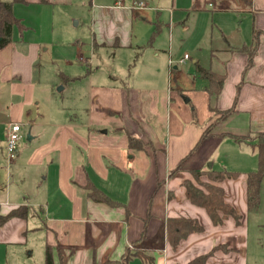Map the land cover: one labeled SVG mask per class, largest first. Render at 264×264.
I'll list each match as a JSON object with an SVG mask.
<instances>
[{
  "label": "crops",
  "instance_id": "1",
  "mask_svg": "<svg viewBox=\"0 0 264 264\" xmlns=\"http://www.w3.org/2000/svg\"><path fill=\"white\" fill-rule=\"evenodd\" d=\"M139 1L144 0H122L118 6L116 0H25L14 5V13L17 16L21 5L42 11L48 6L89 4L94 49H125L132 48L137 18L131 5ZM252 12L251 39L216 49L209 65L194 60L195 75L190 74L177 93L166 83L170 59L158 47L140 60L128 84L118 81L119 71L111 72L105 84L90 74L85 95L89 104L81 121L61 108L49 118L39 109L38 116H32L30 107L39 104L32 81L41 45L25 41L20 32L15 38V27L12 42L0 49V215L20 207L27 208V215L0 226V264H46L47 247L53 264L119 262L134 245L154 261L136 256L132 264H187L217 245L228 250L216 251L206 264H229L233 250H245L248 232L243 219L239 225L232 217L214 225L207 210L188 199L184 182L194 181V171L238 172L237 178L219 185L238 213L248 210L246 178L258 167V153L247 142L221 135L253 137L264 131V10ZM17 17L26 21L25 15ZM200 67L223 77L217 94L210 95V82L200 75ZM179 94H189L187 104ZM228 110L232 113L220 120ZM26 119L31 132L35 127L37 131L30 133L31 144L21 145L18 158L9 165V124L23 125ZM211 125V135L203 139ZM130 137L151 146L131 147ZM91 188L111 202L95 200L89 195ZM177 217L198 219L204 231L173 247L167 223ZM34 245L39 253L32 261ZM244 255L234 264H242Z\"/></svg>",
  "mask_w": 264,
  "mask_h": 264
},
{
  "label": "rangeland",
  "instance_id": "2",
  "mask_svg": "<svg viewBox=\"0 0 264 264\" xmlns=\"http://www.w3.org/2000/svg\"><path fill=\"white\" fill-rule=\"evenodd\" d=\"M180 1L181 5L176 4L175 0H144L147 7L134 9L135 1L131 5L137 17L132 48L98 47L96 50L92 40V13L89 4L48 6L42 11L19 6L17 16H26L24 40L41 45L32 81L39 93V101L35 102L39 104L34 103L30 107L32 116L35 118L42 110L49 118L55 110L61 108L71 112L74 120L81 121L89 104L88 97L85 96L90 88L89 75L95 73L96 82L105 84L111 72L119 71L117 73L122 77L118 81L128 84L131 82L129 77L140 67V60H146L155 47L161 49V53H166L169 61H173L166 83L177 93L179 85L186 84L190 74L195 75L192 69L194 60L199 59L209 65L216 49L227 48L237 40L241 43L243 40H250L254 25L252 11L264 10V0ZM247 8L250 11L247 12ZM170 9L175 12L172 16ZM19 32L16 26L15 38H19ZM19 43H25V47L29 45L23 41ZM152 44L154 47H150ZM138 46L146 47L141 49ZM140 51L137 59L136 54ZM185 55L190 58L181 63ZM143 56L146 58L143 59ZM175 66L178 67L177 70L174 69ZM178 96L175 95L184 105L190 99L189 94ZM26 122L22 125L23 140L20 146L31 144L27 139L28 134L37 131L35 127L31 132L28 119ZM194 182L196 185L213 183L208 175L201 176L199 181L194 178ZM239 213L243 219L241 225L246 226L248 232L247 246L245 250H233L229 254V264H234L242 254H245L242 264H264V179L259 208L252 212L246 208L244 213ZM33 250L30 259L35 261L39 253L38 246L34 245ZM212 263L220 264L219 261Z\"/></svg>",
  "mask_w": 264,
  "mask_h": 264
},
{
  "label": "trees",
  "instance_id": "3",
  "mask_svg": "<svg viewBox=\"0 0 264 264\" xmlns=\"http://www.w3.org/2000/svg\"><path fill=\"white\" fill-rule=\"evenodd\" d=\"M24 1L25 0H11L10 2H7L5 0H0V49L12 42L13 32L16 26L19 28L20 34H23L26 30L27 27L22 19L18 18L14 13V5L16 3H23ZM199 73L203 78L209 80L210 87L208 88V91L210 95L217 94L223 82V77L212 72L210 69H205L203 67L199 68ZM231 113L232 110H228L224 112L219 119L223 120ZM211 131L212 125L204 131L202 138L209 137ZM221 136H230L239 142H247L251 144L258 153V168L248 172L246 178L248 211H255L260 206L261 185L264 179V131L257 132L253 137L251 135L240 136L232 133H225ZM129 143L131 147L139 149H145L147 145L151 146L150 143L146 145L142 139L135 137H130ZM192 174L197 181H199L201 176L208 175L213 183H199L200 185H196L193 180L187 179L184 182V186L186 187L188 199L192 203L204 207L210 215L214 225H220L224 220L230 217L234 218L235 221L240 224L242 215L238 213L233 205L225 201L224 188L219 185L220 182L227 178H237L239 173L226 170L215 171L211 169L206 171H194ZM202 186H204V188ZM89 195L98 201L111 202L106 195L96 188H91L89 190ZM26 215V207L12 210L7 215H0V226L12 217H25ZM202 231H204V226L195 218H170L167 223L168 240L173 247H177L178 244L190 234ZM220 249L228 250L226 245H217L209 252L195 257L187 264H206L208 259ZM136 256L143 257L148 263L154 261V258L146 255L139 245H134L132 248L128 249L122 261H106L104 264H132V260ZM46 264H53L52 253L49 247H47L46 250Z\"/></svg>",
  "mask_w": 264,
  "mask_h": 264
},
{
  "label": "built area",
  "instance_id": "4",
  "mask_svg": "<svg viewBox=\"0 0 264 264\" xmlns=\"http://www.w3.org/2000/svg\"><path fill=\"white\" fill-rule=\"evenodd\" d=\"M116 5L121 6L122 0H116ZM145 7L144 1H139L134 6V9H142ZM189 58V55L181 60V63H184ZM173 64V61H170V65ZM23 140L22 124L17 122H12L9 124L7 134H6V144H5V154L6 159L9 165H11L19 155L20 144Z\"/></svg>",
  "mask_w": 264,
  "mask_h": 264
},
{
  "label": "water",
  "instance_id": "5",
  "mask_svg": "<svg viewBox=\"0 0 264 264\" xmlns=\"http://www.w3.org/2000/svg\"><path fill=\"white\" fill-rule=\"evenodd\" d=\"M62 89V87L60 88V90ZM27 139H28V141H31L32 140V136H31V134L29 133L28 134V137H27Z\"/></svg>",
  "mask_w": 264,
  "mask_h": 264
}]
</instances>
